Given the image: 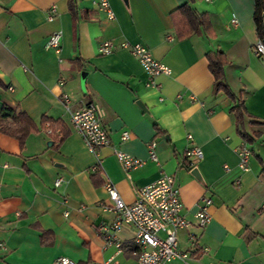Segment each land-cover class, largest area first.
I'll list each match as a JSON object with an SVG mask.
<instances>
[{
  "label": "crops",
  "instance_id": "1",
  "mask_svg": "<svg viewBox=\"0 0 264 264\" xmlns=\"http://www.w3.org/2000/svg\"><path fill=\"white\" fill-rule=\"evenodd\" d=\"M107 1L112 18L93 0H72L74 12L69 0H0V112L4 105L17 107L38 128L23 145L0 131V161L7 164H0V264H55L60 256L104 264L116 251L97 234L113 219L100 206L107 202L105 184L130 203L136 189L162 174L174 177L191 222L178 232V248L188 258L165 264H264V126H247L261 136L248 145L250 157L240 168L236 150L243 140L229 112L232 103L214 89L206 58L209 51L224 53L227 84L264 122V56L255 51L254 0H192L195 12L208 16L211 38L178 35L176 10L187 0ZM55 32L59 52L46 47ZM104 41L114 49L101 55L97 48ZM122 42L145 45L170 74L151 81ZM86 103L94 104L112 146L144 159L143 165L125 172L111 147L89 151L70 122ZM51 121L56 123L47 133ZM123 131L130 133L124 141ZM150 141L157 162L148 158ZM192 146L202 158L183 166ZM194 167L201 181L191 174ZM56 178L62 179L57 187ZM201 197L211 199L203 228L194 218ZM133 235L131 226L118 234L121 264H134Z\"/></svg>",
  "mask_w": 264,
  "mask_h": 264
},
{
  "label": "built area",
  "instance_id": "2",
  "mask_svg": "<svg viewBox=\"0 0 264 264\" xmlns=\"http://www.w3.org/2000/svg\"><path fill=\"white\" fill-rule=\"evenodd\" d=\"M94 4L105 11L110 18L113 17L107 0H93ZM54 8H51L48 19H52ZM232 24H236L235 18L231 19ZM47 48H52L55 52L60 50V33L55 32L46 42ZM121 48H127L129 52L136 58L145 72L146 76L152 81L158 75L170 74V68L155 59L149 49L141 44L120 43ZM114 45L109 41H104L98 45V54L105 55L113 51ZM255 51L262 53L264 56V45L259 40L255 44ZM61 83V81H59ZM63 101L68 104L69 99L64 96ZM70 122L75 131L83 138L89 151L97 154V150L102 147H111L113 153L120 164L121 168L128 172L144 164V159L128 154L118 148L112 146L108 131L103 125L100 116L97 114L93 103H86L70 116ZM47 133H52V129L48 124ZM130 137L128 131L121 133V140H127ZM187 140L193 141L190 134L186 136ZM148 158L157 162L156 144L150 141L147 144ZM237 155L239 158V167L244 169L250 157L251 151L246 143H242L237 147ZM185 157L194 163L202 158V151L197 146L189 147L185 150ZM0 164L7 167L6 163ZM100 159L92 165V170H98ZM62 183L61 178L54 180L57 187ZM107 192V202L101 203L100 206L105 212L113 215V219L108 224H100L97 232L102 238L105 246H113L115 253L108 257L104 264H121L116 255L121 252L122 246L118 234L124 226H131L134 229L133 244L134 264H165L173 259L185 260L188 253L178 248V232L188 229L191 222L184 216L183 204L180 200L179 190L174 183L172 175L162 174L156 180L136 189L135 199L133 202L126 203L120 197L115 186L107 182L105 184ZM211 205V199L201 197L199 199L198 208L194 213L197 225L203 228L209 221L210 215L207 208ZM189 241H195V236L190 233ZM55 264H75L69 258L60 256L55 259Z\"/></svg>",
  "mask_w": 264,
  "mask_h": 264
},
{
  "label": "trees",
  "instance_id": "3",
  "mask_svg": "<svg viewBox=\"0 0 264 264\" xmlns=\"http://www.w3.org/2000/svg\"><path fill=\"white\" fill-rule=\"evenodd\" d=\"M191 1L192 0H187L185 4L181 5L176 10L181 19V26L177 28L178 35L184 37L191 34H203L209 38L214 37L208 16L195 12L190 5ZM69 8L71 12H74L75 5L72 0H69ZM263 12L264 0H254L253 20L255 22L258 39L264 45ZM206 58L208 61V69L214 78V89L216 91H222L231 100L232 104L229 108V112L233 115L237 134L244 143L249 146L252 145L255 140L261 136V131L259 129H254L249 132L247 126L260 127L264 126V122L254 118L246 111L242 97L239 94H235L227 84L224 67L228 63V60L224 53L221 50L209 51L206 54ZM55 123L56 122H50L49 125L51 129ZM155 128L157 131H160V128L156 126V124ZM37 129L36 123L17 107L8 105L2 107L0 112V131L16 137L21 145H23L27 135ZM181 164L189 167L191 162L184 156Z\"/></svg>",
  "mask_w": 264,
  "mask_h": 264
},
{
  "label": "water",
  "instance_id": "4",
  "mask_svg": "<svg viewBox=\"0 0 264 264\" xmlns=\"http://www.w3.org/2000/svg\"><path fill=\"white\" fill-rule=\"evenodd\" d=\"M262 20H263V24H264V12L262 13ZM138 104H139L140 106H142L140 102H138ZM142 108H144V107H142ZM191 174H192L197 180L201 181L200 174H199V172H198V170H197L196 167H194V168L191 169Z\"/></svg>",
  "mask_w": 264,
  "mask_h": 264
}]
</instances>
